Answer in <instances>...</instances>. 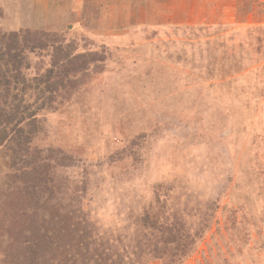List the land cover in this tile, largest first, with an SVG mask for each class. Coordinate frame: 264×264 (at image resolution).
Segmentation results:
<instances>
[{"label": "rangeland", "instance_id": "obj_1", "mask_svg": "<svg viewBox=\"0 0 264 264\" xmlns=\"http://www.w3.org/2000/svg\"><path fill=\"white\" fill-rule=\"evenodd\" d=\"M11 33L0 264H264V0H0Z\"/></svg>", "mask_w": 264, "mask_h": 264}, {"label": "trees", "instance_id": "obj_2", "mask_svg": "<svg viewBox=\"0 0 264 264\" xmlns=\"http://www.w3.org/2000/svg\"><path fill=\"white\" fill-rule=\"evenodd\" d=\"M22 34L20 33H11V34H0V45L4 46L3 48L5 50H9V51H13L15 52L12 56H9V60L7 62V64L12 65L14 67V69H16L19 64H20V59H19V55L16 52V46L18 43H23L22 39H21ZM2 55H0V63L2 61ZM6 127H4L5 130ZM4 132V131H2ZM43 242V241H42ZM42 242H38L37 245H35L36 248H38Z\"/></svg>", "mask_w": 264, "mask_h": 264}, {"label": "crops", "instance_id": "obj_3", "mask_svg": "<svg viewBox=\"0 0 264 264\" xmlns=\"http://www.w3.org/2000/svg\"><path fill=\"white\" fill-rule=\"evenodd\" d=\"M48 23V22H47ZM47 27H48V25H47Z\"/></svg>", "mask_w": 264, "mask_h": 264}]
</instances>
